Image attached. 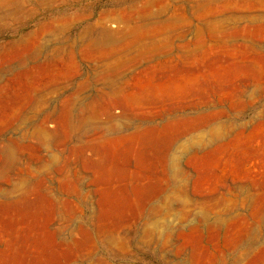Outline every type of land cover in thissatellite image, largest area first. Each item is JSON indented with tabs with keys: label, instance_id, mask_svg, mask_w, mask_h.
I'll use <instances>...</instances> for the list:
<instances>
[{
	"label": "rangeland",
	"instance_id": "1",
	"mask_svg": "<svg viewBox=\"0 0 264 264\" xmlns=\"http://www.w3.org/2000/svg\"><path fill=\"white\" fill-rule=\"evenodd\" d=\"M0 264H264V0H0Z\"/></svg>",
	"mask_w": 264,
	"mask_h": 264
}]
</instances>
